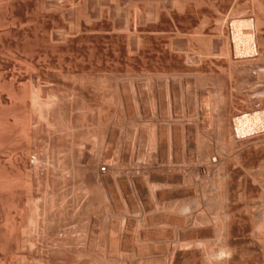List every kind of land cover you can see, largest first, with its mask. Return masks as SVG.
<instances>
[{"label":"bare ground","instance_id":"bare-ground-1","mask_svg":"<svg viewBox=\"0 0 264 264\" xmlns=\"http://www.w3.org/2000/svg\"><path fill=\"white\" fill-rule=\"evenodd\" d=\"M15 1H17V0H2V1H0V10L4 14V17L6 19H8L10 16L13 15L15 7L18 5L17 3L15 4ZM62 1L60 0L59 2H62ZM58 5H60V4H58ZM185 8L187 10H184V7H183V11L181 9L178 10L181 12L170 13V11H169L167 13L168 15L170 14L169 19L175 20L177 22L176 24H172L173 26L171 24H168L167 26H164L161 29L159 28V26H157L159 29L153 31L154 32L153 33V35H154L153 41L154 42H153V47H152V51H151L152 54H154V53H155V55L157 54V52H156L157 49H155V47L158 43H160L159 41H162V40L166 41V43L163 42L164 44L159 49L160 52L157 55V56H159V55L161 56L162 60L159 62H162L163 66L158 67V68L155 66V68H156L155 70L152 69L151 71H146V72H142L143 70H145V69H143L141 72H134L132 74L129 73L130 71L128 72L129 74H125V72H124V74L123 73L118 74L117 72H119V71H117L115 73H112V71H111V73H109V74L106 72L107 75H102V73H99V71H96L97 73H93V71H92V73L86 74L89 71H87V72L85 71L86 72L85 73V72H83L84 70L82 72L68 71L65 74L66 79L67 78L69 79V82L68 81H67L68 83L66 82L67 85H65V88L67 89V91H69L68 93L70 95L67 94L65 97H62L61 102L62 101H63V103H64V101L65 102H67V101L71 102L76 97L77 98L80 97L84 101L85 93H86V91L90 90V88H91V90L95 91L94 93H96V97L100 99V101L97 104L86 105L87 110L84 111L83 110L84 108H83L82 109L83 113H79L80 115H82L84 117L83 123H80L81 121L78 122L77 121L78 119L70 121L71 124H69V127H67L66 130H68V131L71 130L72 132H76L78 130V131H80V137L77 135L78 133L77 134L74 133L78 136L79 139L77 141H75L76 139L75 140L73 139L75 141V142L73 141L74 142V144L72 145L73 147L72 148L68 147V148L75 150L79 154L80 158L83 159V163H84L83 170H84L85 175L92 173V172L98 173L97 178L100 181V185H99L100 190L99 191H102V193H103L101 195L104 196V200L106 202V207H108L110 209V210L108 209L109 211H113L115 213H118L120 216V220H117L118 217L116 215L114 216V214H112V213L110 214L109 212H107L108 214H104V213L99 214L100 217H102L101 215L104 214V215H108L106 217H109V215H110L109 219L111 218V215L117 218L116 220H113V221L112 220L109 221V219H108V221L111 222L110 223L111 232L114 231L116 234L115 235L116 237L113 238L111 236L113 239H110V238L109 239L111 240V244L117 248L116 250H118V251H119V249L120 250L121 249L122 250H129V251L131 250V254L133 252L132 255L135 256V254L137 253V255L139 257H141L139 260H142L144 258L142 256H145V255H147V256L149 255V260H152L153 256H156V255H157V257L160 256V258L163 257L164 261L160 262L159 264H239L240 263L239 261H242L241 263L244 264L245 261L243 262V260H244V257L246 256V254H248V256L250 254L254 255V256H252V257H254V259L252 258L253 259L252 263L256 262V264H264V246L261 247L259 245L262 242H264V231H263L264 230V219H263L264 213L261 212V211H263L264 208H262V210H259L261 213H263V216L260 217L258 215L259 212L256 213V211H258V209L262 207L261 203L264 199L262 201H260L261 203L257 200L259 202V204L261 205V207L258 208L256 206L257 209L255 208L256 209L255 210L254 207L257 204L255 199H258V198H255L253 196L254 194H255V196H257L256 192H261V193L264 192V173L263 174L258 173V172L253 173V172H255L254 171L255 168H257V166L255 167V163H257V162L256 161H255V163L252 162V160L257 158L260 160V162H261L260 164H263L264 163V152H262L263 150H261L260 153H258L260 150L257 153H255V151H256L255 150L254 154H253V152H250V154L252 153L253 155L251 154L252 157L251 156L250 157L252 159L249 157V159H251V160H250V162H248L247 161L248 156H246L247 154H242L239 150L237 151V149L239 147H241V146L244 147L242 144H244V143L247 144V142H250L253 140L255 141V139L253 138V134H252V137H249V135L251 133H253L255 131L264 130V124H263L264 103L262 105L260 104V106H257L256 104H253V103L252 104L248 103L249 105L247 106V102H246L245 103L246 106H243L244 104L241 105V103H239V105H238L237 104L238 102H237L234 105H232L230 103L232 105V106H230V104H227V101H226V103H224L225 100L222 99L223 102H221V100H220L221 103H218V102L216 104L213 103V105H214V106H212L213 109H210V108H208V99H206L207 98L206 97L207 92L205 90L208 89V88H206L207 86L205 87L206 89L204 90V89L200 88L201 84L200 85L197 84L199 86V87L197 86V89H195L193 92L189 91L191 88H193L190 85L192 82L190 83V81L188 80L189 73H190L189 76H192L194 74H197V72L199 73V71H201L202 68L194 71L193 70L194 64H191V66H190L192 71H183V70H179L177 68V66L173 67L170 59L174 58L176 56V54H180L181 52H180V50H176L175 48H173L171 40L178 38V37H181V38H185V37L187 38L188 37L189 39H191V37L196 38V37H198L197 33H199V35H201V36L202 35L205 36L206 34L211 33V30L208 32L205 30L200 31V29L198 27H196V30L199 29V30H197L199 32L196 31L191 35H188V34L186 35L185 30L183 29L184 27L181 28L182 26L179 25L180 22L188 23L190 21L188 14L190 13L191 10L189 8H187V6H185ZM52 10H53V8H52ZM172 11L174 12V9ZM135 12H136V8H135ZM3 14L1 15L2 19L4 18ZM155 14H156L155 17L158 16L157 18H159V15H157L158 12H155ZM168 15H167V18H168ZM233 15L234 14H232V16ZM164 16L165 15H163L164 19H162V20L167 19V18H165L166 16L165 17ZM223 18L226 19L225 15ZM234 18H237V15ZM234 18L232 17L231 18L232 20H225L227 26H225V28L222 30V32L227 31V36H223L222 33L220 35H217V36L224 38L228 43H230L236 47L235 50H233L230 53V56L227 57L228 62L232 61V62H235V64H237V63L244 64V65L246 64V66L241 65L243 68L247 67V64L254 66L255 68L258 67L261 69V72H260L261 76L260 77L264 80V62H261L262 59H264V33L262 31L260 32L259 31L260 28H258L256 26L252 32L254 35L251 37H245L243 32L249 33L248 26L246 24L247 20L238 19V18H237L238 20H236ZM6 19H4V20H6ZM147 19H148V17H147ZM175 21L171 22V23H175ZM86 25H87V23H86ZM161 26H163V25H161ZM216 26H214V28L213 29L211 28V29L215 30ZM78 28H79V26H78ZM173 30H174L175 34H173ZM207 30H209V29H207ZM113 32H116V31L113 30ZM212 33H213V31H212ZM159 34L162 35L161 38H158V37H160ZM223 34H226V33H223ZM206 39H208V38H206ZM191 40L193 41L194 39H191ZM155 42H157L156 45H155ZM55 44H56V42H55ZM161 44H159V47ZM257 44L260 45L259 48H262L260 53L258 52V50H260V49L257 50V46H258ZM46 49H44L45 52H46ZM137 49H139V48L137 47ZM135 51H139V50H135ZM178 51L180 53H178ZM151 56H154V55H151ZM154 60H156V59H154ZM157 60H159V59H157ZM157 60H156V62L158 64ZM136 61H135V64H138L139 61H138V63ZM153 64H155V63L153 62ZM157 64H155V65H157ZM221 67L222 66H220V68ZM203 70L205 71V69H203ZM187 72H188V75L187 74L185 75L184 73H187ZM211 72L213 73V71H211ZM211 72L207 71V73H211ZM234 72H235V70L232 72V74H231V72H229L230 74L227 76L230 77V76L234 75L233 74ZM106 73L104 72V74H106ZM200 73H202V71ZM207 73H205V74H207ZM235 73H236V75H237V73L240 74L239 72H235ZM202 74H204V72ZM255 74H257V73H255ZM12 75H14L13 77L17 81L22 82V84L27 83L26 85H28V82L31 83L34 79L31 75H27V74H25V75H22V74L19 75L18 74V76H15L16 74H12ZM12 75H11V77H12ZM212 75H214V76L215 75H217V76L222 75L223 79L228 78L225 76V72H223V73L221 72V73H219V75L215 72V74L213 73ZM35 76H37V75H35ZM63 76L64 75H62V77ZM194 76H196V75H194ZM194 76H192V77H194ZM211 76L209 74L208 78L211 79V81H213L212 80L213 77H211ZM217 76H216V79H217ZM11 77H9L10 80L12 79ZM102 77H104L103 79H105V80H103ZM192 77H191V79H192ZM197 77L199 78V76H196L195 79ZM238 77H239V75H238ZM45 78H46V76H45ZM204 78L206 79L205 76H204ZM242 78H243V74H242ZM38 79H40V77ZM38 79H37V81H38ZM213 79H215V77ZM225 79H224V81H225ZM235 79H237V78H235ZM16 80H15V82H16ZM91 80L94 83V85L92 83H90ZM199 80L200 79H198V81ZM207 80L206 81L204 80V82L209 81V80L208 81ZM227 80L232 81V79H230V78ZM257 81L259 82V79ZM12 82H14V81H12ZM204 82L202 83L203 87H204V85H203ZM260 82H261V80H260ZM17 83H19V82H17ZM42 83H44V82H42ZM197 83H200V82H197ZM7 84H9V85H7ZM7 84H6V88H7V86H10L13 83L7 82ZM90 84H92L93 86ZM210 84H211V82H210ZM19 85H21V83ZM26 85L25 86L23 85V88L21 85L22 90L19 93H17L19 90L18 91L16 89H15V91L12 90L13 87L16 86V84H15V86L11 85V87L13 86L12 89H9V87L6 89L10 92V93L7 92V96H8L7 100L8 101H6V104L8 105V109L10 111V114L13 111L14 112L16 111V105L18 104V102L19 103L24 102V101L26 102L25 98L28 96V95L26 96V92L28 89ZM46 85H47V83H46ZM212 85H214V84L212 83ZM215 86H213V87H215ZM40 87H43V86H40ZM40 87H37V88L41 90ZM198 88H200V89H198ZM261 90H262V88H261ZM261 90L259 92H261ZM262 91L264 92V90H262ZM32 92H34V91L32 90ZM8 93L10 95H8ZM225 93H227V92H225ZM62 94H64V93H62ZM65 94H66V92H65ZM262 94H264V93H262ZM35 95H36V92H35ZM35 95L34 96L32 95L33 96L32 98L30 95V98H31L30 104L34 107L33 109L35 111L37 109H39L41 111V113L43 111H48L50 113L51 110L52 109L54 110V107H56L60 103V101L58 100L59 98L57 99V101H58V103H57L56 101L53 102L52 100L48 101V100H50L48 97H47L48 98L47 101H43V100H41L40 96H37V95L35 96ZM256 95L258 96L259 94H256ZM214 96L216 97L217 95L215 94ZM53 97H54V95H53ZM53 97H51V98H53ZM68 97H70V98H68ZM212 97H213V95H212ZM28 98H29V96L27 97V99ZM262 98H260V99H262ZM54 99L56 100V98H53V100ZM212 99H214V98H212ZM216 99H217V97H216ZM101 100L103 102H101ZM212 101H215V100H212ZM230 101H232V100H230ZM249 101H250V99H249ZM259 101L261 103V100H258V102ZM254 103H255V101H254ZM256 103H257V100H256ZM67 104H69V103L67 102ZM23 105H24V103H23ZM77 109H78V107H77ZM119 110H120V112H118ZM14 112L12 113V116H13ZM30 113H31V111H30ZM45 113H47V112H45ZM45 113H43V114H45ZM76 113H78V112H76ZM117 113H119V116ZM39 114H40V112H39ZM43 114L42 115L40 114V116L43 117L44 116ZM52 114L53 113L51 112V115ZM65 114L68 115L67 112ZM45 116L43 117L44 119H45ZM17 117L18 116L16 114V117L14 116V118L18 119ZM51 117H53V116H51ZM77 117L80 118V116H77ZM30 119H31V117H30ZM30 119L26 118L27 121ZM63 119H64V117H63ZM81 119H82V117H81ZM19 120H16L14 123H16ZM45 120L48 121V118H46ZM67 120H68V118H67ZM27 121L24 120L23 122H27ZM59 121H61V119ZM30 122L32 123V120H30ZM30 122L28 121L29 124H26L25 126H24V124H22V126H24V127L23 128L21 127L22 130H21V128H20V130L22 132L21 135H23V137L27 140L28 143L29 142L34 143V139L36 137L35 136L36 130H35V125H34V127L32 126V124L34 122L32 124ZM38 122H37V124H38ZM42 122H44V120ZM18 123L20 124V122H18ZM12 125H10V126L12 127ZM49 125H51V124H49ZM57 125H58V123H57ZM47 126L48 125H46V127ZM61 126L62 125H60V127ZM63 126H66V125L64 124ZM9 127H8V131L6 130L8 135H9V131L12 129L11 127H10L11 128L10 129ZM17 127H14L12 129V131H10L13 133V134L11 133L12 135H15L18 133L19 130L17 129ZM50 127L51 126H49V128ZM53 127H52V129H53ZM63 130H65V129H63ZM0 131L3 132L2 128ZM59 132L61 133L62 131L60 130ZM63 132L66 133V131H63ZM198 132L199 133L200 132L205 133V134H203L204 136L210 135V136H208V137H210V140H207L208 141L207 147L210 144L209 141H212L213 143L211 142L212 144H210L212 146H209L212 148L208 147V150L201 148V145L204 144L203 147L206 145L205 144L206 140L204 138H207V136L201 138V140L204 139V143L202 142L203 140L201 141L198 138L197 140L201 141L203 144L199 143L198 141L195 140L196 133L198 135ZM56 133H57V130H56ZM259 133H262V132H259ZM259 133H258V135H255V133H254V135L259 137V135H261ZM200 134L202 135V133H200ZM0 135H1V132H0ZM56 135H58V133ZM60 135H62V134H59L58 136H60ZM69 135H70L69 138H71V135L73 136V134H69ZM15 136H14V138H15ZM9 137H11V135ZM260 138H264V137H259L258 139H256L257 140L256 142H259L261 144V142L262 143L264 142V139H262L263 141H261ZM58 139H59V137H58ZM64 139H66V138H63V140ZM259 139L261 142L258 141ZM66 140H68V138ZM254 141H253V143H255ZM253 143H252V145H254ZM259 143H256V144L259 145ZM68 144L66 142V145H68ZM71 144H72V142H71ZM71 144H69V145H71ZM246 146L249 147V145H246ZM207 147L205 146V148H207ZM262 149H264V148H262ZM35 151H36V149H35ZM31 152H32V149L30 147H28L27 151L25 152V156L23 158L14 159L12 157V154L8 155V160H7L8 167H6L4 170V178L2 180L3 181L2 184L4 183L3 187L6 188V190H7L6 191V194H7L6 195L7 196V200H6L7 203L6 204H7V206L9 205V209L13 210V212H16L19 208H21V202H22L21 200L22 199L19 197H23V196L18 197V195H19L18 193L22 192L21 187H23L22 185L24 183L23 175L21 176V172H23L22 170L33 169L32 168L33 165L36 166L35 163H33V165L31 164L33 161L30 162L28 160ZM70 153L73 154L72 151ZM67 155H68V153H67ZM67 155L65 154V156H67ZM248 155H249V153H248ZM47 158L48 157H46V159ZM57 158H59V157H57ZM33 159H34V157H33ZM62 159H64V158H62ZM67 159H69V158H67ZM34 160L37 161V160H40V158H37V160L36 159H34ZM58 162H60V160ZM62 163L64 164V162H62ZM62 163H61V165L63 166ZM57 164L59 165V163H57ZM37 165H38V163H37ZM43 165H44V163H43ZM49 165L51 166V164H49ZM39 166L41 167V163ZM261 166L263 167V165H260L259 166L260 168L258 167L256 170L262 171L263 168ZM103 168L105 170L104 172L102 171ZM40 170H42V169H40ZM60 170H61V168H60ZM62 171H63V169H62ZM48 172H47V174H48ZM52 172H54V171H52ZM30 173H32V172H30ZM65 173L67 174L66 170H65ZM65 173H63V174L61 173V175H64ZM66 174H65V176H67ZM210 175L214 176V179H215L214 183L216 182L217 186H218L217 187L218 190H217L216 186L214 187V189L216 190L214 193H217V196L214 194V196H215L214 199H217V197H218L219 199H217V201L221 200L223 203L221 201H219V202H221L222 204H225L224 206H226L225 208H221V210L224 209L222 213L220 212L221 210L217 211L216 210L217 208L215 209V211H217L216 212L217 215H218V213L222 214L221 217H219V215H218V217L220 219L217 217L216 214H214L213 216L216 215L217 218L216 217L212 218V215L209 212V211L212 212V210H211L212 208L214 210L215 204H213V203L214 202L216 203L217 201H215L213 199L211 201L210 200L211 196H209L207 198L206 197L207 195H206V196H203L204 202H201V200L199 198L200 192L198 193V188H197L199 186L195 185L196 183H194V180H195V182H198L197 180H199V179L200 180L203 179V181H204V178L206 176H207L206 178H208V176L212 178V176H210ZM26 176H28V175H26ZM58 179H59V177H58ZM205 180H207V179H205ZM211 180L213 181V178ZM206 182L207 181H205V183ZM201 184H202V182L200 183V185ZM206 184L208 185L209 183H206ZM27 185H29V183ZM207 185L205 186V184H204L202 187L205 186L204 188L208 189ZM210 185H208V186H210ZM212 185L210 187L211 189H213ZM81 186H83V184ZM73 187H75V186L73 185ZM95 188H97V185ZM199 188H201V186ZM56 189H58V188H56ZM78 189H79V187H78ZM205 189L203 191L207 192ZM84 190H88V188L84 189ZM64 191H65V189H64ZM45 192H46V190H45ZM80 192H83V190H81ZM87 192H89V191H87ZM90 192H92V191L90 190ZM204 192L201 191V194L203 195ZM210 192L213 193V190L211 191L209 189V193ZM29 193H30V191H29ZM84 193H85V191H84ZM20 195H22V194H20ZM262 195H263V193H262ZM29 196H31V195H29ZM80 196L81 195L79 194V197ZM83 196H84V194H83ZM93 196H94V194H93ZM237 196L238 197L241 196L242 199L244 197H246L248 199L250 198V201L248 203L245 202L246 203L245 204L246 217L247 216H253V217L257 216L258 219L262 218L261 220H263V222L261 220H259L260 222H258V219H255L252 217V219H254L258 222V224L256 222L257 225H255L254 224L255 221L251 219L252 220L251 224L254 221L253 224L256 226V227L254 226L256 228V230H255L256 232L254 231L256 233V235H254L255 234L254 232H252V234L254 233L253 235L256 236L255 238H257V241L259 243L257 241H254L256 239H254L253 236L248 235L249 233H251L250 232L251 230L249 232L245 231L246 233L248 232L247 237L250 236V238L254 239V240L251 239L252 240L251 242H253V241L255 243L257 242L258 245L260 246V247H257L258 245L255 244L256 249L254 250V248H252L253 246L250 247V244H254V243H250V240L246 237L250 243L248 247H250V249H252L253 251L249 250V248H248L249 252H247L248 250L245 252H243L244 250H242V249H241L242 251L237 250V245H238L237 241L240 238L237 237L238 239H237V241H235L236 240L235 239L236 231H238V229L240 231L241 229L240 228L237 229L236 227H238V225H240V224L243 227V225H242V223H243L244 225H246L245 227L247 228V226L249 227V225H247V222H248V224L250 223V221H243L242 219L241 220L243 222L239 219L240 224H238L239 222L238 223L235 222V220L237 219L236 218L237 216L241 217L243 214L245 215V212L243 214L241 213V212H243L241 210L244 209V205H243V209H241V210L239 209L241 205L239 206V208L237 207L238 205L235 206V204H237L239 202V200L237 199L238 198ZM212 197H213V194H212ZM235 197H237L236 198L237 201H235L236 200ZM252 197L255 199H252ZM257 197H259L260 200L263 198L262 196L260 197V195H258ZM57 198H58V196H57ZM84 198H88V199L90 198V196L88 197V193H87L86 197L84 196ZM91 198H92V196H91ZM205 198L207 200H210V201H206V203L212 202L213 207L211 209L209 208V211L206 208L207 211L209 212L208 214L211 216H208L207 212H206V215L205 214L202 215L203 213H205V211L203 212V210H202L204 206L202 208H200V207H201V204L205 203V200H206ZM242 199L240 201H242ZM248 199H246V200H248ZM73 200H74V198H73ZM84 200L82 201V203L84 202ZM98 200H100V199H98ZM74 201H73V203H74ZM234 201L237 203H234ZM243 201H244V199H243ZM64 202H66V200ZM93 202H94V200L92 198V203ZM55 203H56V201H55ZM60 203H63V202H60ZM209 204L210 203H208L207 205H209ZM33 205H35V204H33ZM216 205H218V204H216ZM39 207L38 206L34 207V208H36L35 209L36 212L35 211L34 212L37 215V217H36L37 218V225H39L38 222L40 220L39 217L41 215L44 218L47 215L49 209L52 210V212H53L52 206L43 207L41 205L42 209H39ZM46 207H52V208L47 209ZM221 207H223V206H221ZM29 208H30V205H29ZM10 210H9V212L12 214V211H10ZM28 210H30V209H28ZM78 211H79V209H78ZM201 211H202V213L200 214ZM21 212L23 213V211H21ZM34 212H32V214ZM74 212L75 211H73V215H74ZM261 213H259V214H261ZM11 214L10 215L8 214V216H9L8 218L10 219V221L7 219L10 223L9 224V226L11 227L10 229L12 231L13 230L18 231V230H20V225L22 223L17 224L18 221H16L15 217L12 216ZM99 216L98 215L97 216L90 215L88 217V220H86V221H88L87 226L89 225L88 226L89 228L86 227V229H91L90 230L91 238L88 237L89 241L87 240L88 243L85 244L86 247L87 246H89V247H95L96 246L97 247V245H98L97 241L98 242L100 241L99 239L97 240V238H95V236H94V234H97L99 232L98 230H101L100 228H102L101 227L102 225L100 224L101 218H98ZM28 217H29V214H28ZM246 217H243V219H245ZM31 218H32V216H31ZM73 218H74V216H73ZM249 218H251V217H249ZM32 219H34V218H32ZM103 220H104V222L102 221V224L106 226V223H105L106 219H103ZM44 221H45V219H44ZM63 221H65V220H63ZM32 222H34V221L32 220ZM236 224H238V225H236ZM29 225H32L31 222ZM43 225H44V223H43ZM85 225H86V223H85ZM107 225H108L107 227H109V224H107ZM98 226L100 228H98ZM27 227L30 228V226H27ZM107 227H105V228H107ZM250 227H251V225H250ZM250 227H249V229H251ZM32 228H33V226H32ZM46 228H48V227H46ZM103 228H102V230H103ZM105 228H104V231L106 232V230L108 228L107 229H105ZM252 230H254V229H252ZM33 231H34V229H33ZM74 231L75 230H73L72 232H74ZM87 231L88 230H86V232ZM104 231H100V232L102 233ZM108 231L110 232V230H107V232ZM243 231H244V227H243ZM21 232H23V231H21ZM24 232L27 233L26 231H24ZM65 232H67V231H65ZM83 232H85V231H83ZM107 232L102 233V234L110 235ZM238 232H237V234H238ZM13 233H14V231L11 232L10 235ZM32 233L33 232H31V234ZM240 233L241 232H239V234ZM5 234H6V232H5ZM36 234H37V232H36ZM88 234H90V233L88 232ZM242 234L243 233H241L240 235H242ZM15 235H16V233H15ZM24 235L25 234H23V236ZM108 235H107V237H108ZM240 235H237V236H240ZM244 236H245V234H244ZM4 237H5V235H4ZM7 237H6V240L8 242L9 238H7ZM31 237H29V238H31ZM96 237H97V235H96ZM243 237H241V238H243ZM10 238L12 239L13 235ZM20 238H22V237H20ZM20 238H18V239L20 240ZM24 238L25 237H23L22 240H20L22 242V245H20L21 247L25 245L26 239H24ZM26 238H28V237H26ZM42 239H44V238H42ZM15 240H17V239H15ZM27 240H29V239H27ZM107 240L108 239H106L104 241L106 242ZM244 240H246V239L244 238L243 241L240 242V244L241 243L246 244V243H244L245 242ZM20 241H18V242L20 243ZM87 241H85V242H87ZM260 241H262V242H260ZM10 242H12V241L10 240ZM32 242H33V240H32ZM32 242L30 240L29 243H32ZM57 242L58 243H56V242L55 243L60 244L59 241H57ZM246 242H247V240H246ZM14 243L18 245V243H16L15 241H14ZM26 243H28V241ZM52 243H54V242H52ZM27 245H25V246H27ZM29 245L28 246L30 248L31 244H29ZM112 245H110V248L111 247L114 248ZM217 245H219V246L214 247ZM262 245H264V243ZM11 246H12V244H11ZM33 246H34V243H33ZM22 248L24 249V247H22ZM98 248H100V247H98ZM108 248H109V246H108ZM240 248L241 247H239V250H240ZM243 248H244V246H243ZM31 249H33V248L31 247ZM25 250H26V248H25ZM118 251H116V252L118 253ZM237 251L240 253V255L237 254L238 253ZM134 252H136V253L134 254ZM124 253H121L120 256L123 254L126 257L127 255H125ZM127 253H129V252H127ZM116 255H118V254H116ZM132 255H130V257H128L129 256L128 255L127 258L130 260ZM22 257L24 258L26 256H22ZM123 257H120V259ZM17 258L19 259L20 257L17 256ZM250 258L248 257V259H250ZM123 259H125V258H123ZM155 259H157V258H155ZM125 260H127V259H125ZM135 260H136V257L134 258V261ZM245 260H246V258H245ZM253 261H255V262H253ZM138 262H136V263L128 262L127 264H137ZM145 262H147V261H145ZM122 263H123V261H122ZM145 264H153V263L148 261Z\"/></svg>","mask_w":264,"mask_h":264},{"label":"rangeland","instance_id":"rangeland-1","mask_svg":"<svg viewBox=\"0 0 264 264\" xmlns=\"http://www.w3.org/2000/svg\"><path fill=\"white\" fill-rule=\"evenodd\" d=\"M0 1H2V0H0ZM59 1L60 0H51V1L50 0H17V1H15V4L17 3L18 5L15 7L13 15L10 16L8 19H6L4 17V14L0 10V116H1L0 117V130H1V128L3 130V132L0 131L1 132V135H0V264H22V263L23 264H30V263L36 264L37 262H38L37 264H43V263L44 264H89V263L90 264H96V263L97 264H108V263L113 264L114 262H115L114 264H120V263L121 264H123V263L127 264L128 262L136 263L138 261H139L138 262L139 264H145L148 261L152 262L153 264H155V263L159 264L160 262L164 261L163 257L160 258V256H158L159 257L158 258L156 255V256H153L152 260H149V255L148 256L145 255V256H142V257H144L142 260H139L141 257H139L136 252H134V254L136 253L135 256L132 255L133 252L131 254V250L129 251V250H122V249L120 250L119 249V251H120L119 252L118 250H116L117 248L111 244L110 239H113L114 237H116L115 236L116 234L113 230H112L113 232H111V227H110L111 222H109V221L116 220L117 218L114 217L115 215L118 217L117 220H120V216L118 213H115L113 211H109L110 209L108 207H106V202L104 200V196L101 195L103 193H102V191H99L100 190V186H99L100 181L97 178L98 173L92 172V173L85 175L84 170H83V167H84L83 159L80 158L79 154L75 150L70 149L73 147L72 145L74 144V142L79 139L78 136L80 137V131L77 130L76 132H72L70 130L71 131L70 132V131L66 130L67 127H69V124H71L70 123L71 120H77L78 119L77 120L78 122L81 121L80 123H83L84 117L82 115H80L79 113H83L82 112L83 108H84L83 109L84 111L87 110L86 105L97 104L100 101V99L96 97V93H94L95 91L91 90V88H90V90L86 91V93H85L84 101L80 97L79 98L76 97L77 98V99L75 98L76 100L74 99L71 102L67 101L69 104H67V102H65V101H64V103H63V101L61 102L62 97H65L67 94L70 95L68 93L69 91H67V89L65 88V85H67L66 82L67 81L69 82V79L68 78L66 79L65 74L68 71L82 72L83 70H84L83 72L89 71L88 73L85 72L86 74L92 73V71H93V73H97L96 71H99V73H102V75H107V73L109 74V73H111V71H112V73L119 71V72H117L118 74H121V73L124 74V72H125V74H129V73L132 74L134 72H141L143 69H145V70H143L142 72H146V71H151L152 69L155 70L156 69L155 66L157 68L163 66V63L159 62L162 60L161 56L160 55L157 56V55L160 52L159 49L162 47V45L164 43H166V41H163V40L159 41L160 43H158V44H157V42H155V45L157 44L155 47V49H157V51H156L157 54L156 55H155V53L152 54L151 51H152L153 42H154L153 41L154 40V35H153L154 32L153 31L158 30L159 28L161 29L164 26H167L168 24H171V25L176 24L177 22L175 20L169 19L170 14L168 15L167 13L169 11H170V13L181 12L178 10L181 9L183 11V7H184V10H187L185 8V6H187V8H189L191 10L190 13L188 14V17L190 19V21L188 22L189 24L185 23V22L179 23V25L182 26L181 28L184 27L183 29L185 30V34L191 35L199 29H200V31L205 30L207 32L211 30V33H208L205 36L204 35L201 36V35H199V33H197V36H198V37H196L197 39L195 37L194 38L191 37V39H194L193 41L191 39H189L188 37L187 38L186 37L185 38L178 37V38H175L176 40L175 39L171 40L173 48H175L176 50H180V52H181L180 53L178 51V53H180V54H176V56L174 58L170 59L173 67L177 66V68L179 70H183V71H192L190 66H191V64H194V69H193L194 71L202 68L201 71H202V73L204 72V74L200 73L201 71H199V73L197 72V74H194L196 76H199V78L197 77L196 79H195L196 76L191 74L192 76H194V77H192V76H189L190 73H189V75H188V72L184 73L185 75L186 74L188 75V80L190 81V83L192 82L190 85L194 88V89L189 88L190 89L189 91L193 92L195 89H197V86L200 84H201L200 85L201 89L205 90L206 88H208L205 91L207 92V96H206L207 98L206 99H208V108H210V109H213V107H212V106H214L213 103H215V104L217 102L221 103V102H223V100H225L224 103H226V101H227V104L231 103L232 105H234L238 102L237 103L238 105H239V103H241V105L244 104L243 106H246L245 103L247 102V106L250 103L251 104L253 103V104H256L257 106H260V104L262 105L264 103V101H263L264 100V94H262V93H264L262 91V90H264V88H263L264 87V82H263L264 80L260 77L261 76L260 75L261 69L258 67L255 68L254 66H251L248 64H247V67L243 68L242 66L244 64H239V63L235 64V62H232V61L228 62L227 57L230 56V53L233 50H235L236 47L234 45L228 43L224 38L217 36V35H220L222 33L223 36H227V31L222 32V30L225 28V26H227L225 20H232L231 18L236 17V15H237L238 19L247 20L246 24L248 26L249 33L243 32L245 37L253 36L254 34L252 32L256 26L261 29V30L259 29L260 32L262 31L264 33V30H263L264 29V0H236V1L235 0H149V1L148 0H63V1L61 0L62 2H59ZM58 4H60V5H58ZM134 7L136 8V12H135ZM52 8H53V10H52ZM173 9H174V12L172 11ZM155 12H158L157 15H159V18H157L158 16L155 17L156 16ZM2 14L4 17L3 19L1 17ZM166 14L168 15V18H167ZM232 14H234L235 16L234 15L232 16ZM163 15L166 16V17L165 16L164 17L167 18L166 19L167 21L162 20V19H164ZM224 15H225L226 19L223 18ZM147 17H148V19H147ZM237 18H234V19L238 20ZM4 19H6V20H4ZM174 21H175V23H171ZM86 23H87V25H86ZM161 25H163V26H161ZM78 26H79V28H78ZM157 26H159V28ZM214 26H216L215 30H212L214 28ZM196 27H198L199 29L196 30ZM207 29H209V30H207ZM113 30L116 32H113ZM212 31H213V33H212ZM197 32H199V31H197ZM223 33H226V34H223ZM173 34H175L174 30H173ZM159 36L160 37H158V38H161L162 35L159 34ZM206 38H208V39H206ZM55 42H56V44H55ZM159 44H161L160 47H159ZM137 47L139 49H137ZM259 47H260V45L257 46V50L260 49V50H258V52L260 53L262 48H259ZM44 49H46V52ZM135 50H139V51H135ZM151 55H154V56H151ZM154 59H156V60L159 59V60H157L158 64H157L156 60H154ZM135 61L137 63L139 61V63L135 64ZM153 62L157 65L153 64ZM261 62H264V59H262ZM220 66H222L221 67L222 69L220 68ZM244 66H246V64ZM203 69H205V71ZM234 70H235V72H239L240 74L237 73V75H236V73L234 72L233 73L234 75H232L230 77L227 76L230 74L229 72H231V74H232V72ZM207 71L208 72L213 71L214 74L216 72L218 75L221 72L222 73L225 72V76L228 78H226V79L224 78L225 79V81H224L222 75H220V76L215 75L214 76V75H212L213 74L212 72L207 73ZM104 72L105 73L107 72V73L104 74ZM205 73H207V74H205ZM241 73L243 74V78H242ZM255 73H257V74H255ZM12 74H16L15 76H18V74L19 75L27 74V75H31L34 79L31 83L28 82V85H26L27 83L22 84V82L17 81L13 77L14 75H12ZM209 74H210V76L212 75L211 77H213V78L215 77V79L212 78L213 81H211V79L208 78ZM11 75H12V77H11ZM35 75H37V76H35ZM62 75H64L65 77L64 76L62 77ZM238 75L241 79L238 77ZM45 76H46V78H45ZM204 76L206 77V79L204 78ZM216 76H217V79H216ZM233 76L237 79H235ZM9 77H11L12 79L10 80ZM39 77H40V79H38ZM191 77H192V79H191ZM103 78L104 77H102V79ZM229 78L232 79V81L227 80ZM37 79L39 82L37 81ZM198 79H200V80L198 81ZM207 79L211 82V84ZM258 79H259V82L257 81ZM15 80H16V82H15ZM103 80H105V79H103ZM204 80L205 81L207 80L208 82H204ZM260 80H261V82H260ZM12 81H14V82H12ZM202 81L204 82V84H203L204 87L202 86V83H203ZM7 82L13 83V84H11L13 86H15V84H16L15 87L12 86L13 89H12L11 85L7 86V88L9 87V89H12L13 91H15V89L17 91L19 90L17 93H19L22 90L23 85L24 86L26 85L28 88L27 92H26V96L28 95L29 98L27 99L28 96L25 98L27 103L25 101L20 102V103L17 101L18 104L17 103L16 104L18 106L16 105V111L15 112L13 111L15 115L13 114V116H12L13 112L11 111L12 113L10 114V111L8 109V105L6 104V101H8L7 100L8 99L7 98L8 97L7 92H9L8 90H6L7 89L6 88ZM17 82H19V83H17ZM42 82H44L45 84ZM197 82H200V83H197ZM20 83L22 85V88H21V85H19ZM46 83L48 86L46 85ZM90 83H92L94 85L92 80ZM212 83L214 85H212ZM92 84H90V85H92ZM7 85H9V84H7ZM258 85L259 86L261 85V86L259 87ZM40 86H43V87H40ZM213 86H215V87H213ZM37 87H40L41 90L38 89ZM200 88H198V89H200ZM261 88H262V90H261ZM259 89L261 90V92H259L260 91ZM32 90L34 92H32ZM35 92H36V95L40 96L41 100H43V101H47V99L49 98L50 100H48V101L52 100L53 102L56 101L58 103L57 99L59 98L58 100L60 101L61 104L59 103L57 106L55 105L56 107H54V110L53 109L51 110V112L54 115L53 114L51 115V112L49 113L48 111H43L41 113V111L39 109L36 110L37 112L39 111L41 115L43 113L47 112L43 115L44 116L46 115L45 119L48 118L49 122L43 118L44 116L43 117L40 116L39 112L37 113L33 109L34 107L30 104V100L35 95ZM65 92H66V94H65ZM225 92H227V93H225ZM9 93H8V95H10ZM62 93H64V94H62ZM215 94L217 95L216 96L217 99L214 96ZM256 94H259V95L257 96ZM30 95H31V98H30ZM49 95L51 97H53V95H54L53 98H56V100L55 99L53 100V98H51ZM212 95H213V97H212ZM68 98H70V97H68ZM212 98H214V99H212ZM260 98H262V99H260ZM211 99L215 100V101H212ZM249 99H250V101H249ZM220 100H221V102H220ZM230 100H232L233 102ZM256 100H257V103H256ZM258 100H261V103H260V101L258 102ZM254 101H255V103H254ZM101 102H103V101L101 100ZM23 103H24V105H23ZM231 104H230V106H232ZM77 107H78V109H77ZM30 111H31V113H30ZM66 112L68 115L65 114ZM76 112H78V113H76ZM118 112H120V110ZM16 114L18 116L17 117L18 119L14 118V116L16 117ZM117 114L119 116V113H117ZM51 116H53V117H51ZM77 116H80V118H78ZM30 117H31V119H30ZM63 117H64V119H63ZM81 117L83 120L81 119ZM263 117H264V115H263ZM26 118L27 119L29 118L30 120H32V123L34 122L32 124L30 122V120H28L32 124L33 127L35 125V130H36L35 136L36 137L34 139V143L33 142L28 143L27 140L23 137V135H21L22 134V132H21L22 128L26 124H29L28 121L26 120ZM67 118H68V120H67ZM15 119L16 120L20 119L19 121L16 122L17 124L14 123L16 121ZM42 119L44 120V122H42L43 121ZM60 119L62 122L59 121ZM24 120L27 122H23ZM18 122H20V124ZM37 122H38V124H37ZM57 123H58V125H57ZM22 124H24V126H22ZM49 124H51V125H49ZM59 124L62 126L60 127ZM64 124L66 126H63ZM263 124H264V120H263ZM10 125H12V127ZM46 125H48L47 126L48 128L46 127ZM9 126L12 129L14 127H17V126L19 127V128L17 127V129L19 131H18V133L16 132L17 133V134H15L16 136L12 135L13 133L10 132V131H12V129ZM49 126H51V127L49 128ZM8 127L11 129L9 131V135L6 132V130L8 131ZM52 127H53V129H52ZM20 128H21V130H20ZM62 128L65 130H63ZM56 130H57L58 135L59 134L63 135L65 133L63 131H66L67 134L65 133L63 136L62 135L58 136V135H56L57 134ZM60 130L62 131L61 133L59 132ZM263 131L264 130L255 131L249 135V137H252V134H253V138L255 139V141L254 140L253 141L255 143H253V141H250V142H247V144L246 143L242 144L244 147L241 146L237 149V151L239 150L242 154H247L246 156H248L247 157L248 162H250V160L252 159L251 158L252 153L250 154V152H253V154H254L255 150H256L255 153H257L259 150L260 151L258 153H260L261 150H263L262 152H264V149H262V148H264V144H263L264 142L263 143L261 142V141H263L262 139H264V138H260L261 141H260V139L258 140L261 142V144L259 142H256L257 141L256 139H258L259 137H264ZM259 132H262V133H259ZM74 133H76V134L78 133L77 134L78 136ZM200 133H202V135L205 134L203 132H200ZM200 133L198 132V135L200 137L196 133V138H195L196 141H198L197 140L198 138L201 140V138L207 136V135L202 136ZM254 133H255V135H258V133L261 135H259V137H258V136H255ZM69 134H73V136L71 135V138H69L70 137ZM10 135H11V137H9ZM14 136H15V138H14ZM208 136H210V135H208ZM208 136H207V138H204L206 141L210 140V137H208ZM58 137H59V139H58ZM63 138H66V139L68 138V140H66V139L63 140ZM73 139L74 140L76 139V140L74 141ZM204 139H202L203 141L201 140L203 143H204ZM201 141H198V142L202 143ZM206 141H205V144H206L205 146L207 147L208 141L207 142ZM66 142H67V144L68 143L71 144V142H72V144L71 145L68 144L69 145L68 146V145H66ZM209 142H210V144L213 143L212 141H209ZM251 142L254 145H252ZM256 143H259V145H257ZM210 144H209V146H212ZM245 144L249 145V147H247ZM203 145H201V148L208 150L209 146L207 148H205V146L203 147ZM28 147H30L32 149V152L30 153L29 158L28 157L27 158L30 162L33 161L31 163L32 165H33V163H35L36 166L33 165V167H32L33 169L22 170L23 172H21V176L23 175V180H24L25 184L23 183V185H22L23 187H21L22 192L18 193L19 195L17 194L18 197L23 196V197H19L22 199L21 200L22 201L21 202V208H19L16 212H13V210L9 209V205L7 206V204H6L7 203V201H6L7 200V196H6L7 190H6V188L3 187L4 183L2 184V182H3L2 180L4 178V170L6 167H8L7 160H8L9 154H12V157L14 159L23 158L25 156V152L27 151ZM68 147H70V148H68ZM209 148H212V147H209ZM35 149H36V151H35ZM71 151L73 152V154L70 153ZM67 153H68V155H67ZM248 153H249V155H248ZM65 154L67 156H65ZM32 156L34 157V159L37 160V158H40V160H37L38 161L37 162L33 159ZM46 157H48V158L46 159ZM57 157H59V158H57ZM249 157L251 159H249ZM62 158H64V159H62ZM67 158H69V159H67ZM59 160L61 163L64 162V164L62 163L64 167L61 165L60 162H58ZM255 161L258 164L255 163ZM36 162L38 163V165ZM42 162L44 163V165ZM252 162L255 163V167L257 166V168L260 165H263V167L261 166L263 168L262 171L256 170L257 168H255V170H254L255 172H253V173L258 172V173L263 174L264 173V163L260 164L261 162L257 158L252 160ZM40 163H41V167L39 166ZM57 163H59V165ZM49 164H51V166ZM60 168H61V170H60ZM40 169H42V170H40ZM62 169H63V171H62ZM64 169L66 170L67 174L65 173ZM52 171H54V172H52ZM102 171L103 172L105 171L104 168L102 169ZM30 172H32V173H30ZM47 172H48V174H47ZM61 173L62 174L65 173L67 176H65V174L61 175ZM26 175H28V176H26ZM210 176H212L213 181L211 180L212 179L211 177L208 176V178H206L207 177L206 176L204 178V181H203V179H201L202 181L199 179L202 182L201 185H200L201 182L199 180H197L198 182H195V180H194V183H196L195 185H197L199 187L201 186V188L197 187L198 193L200 192L199 198H200L201 202H204L203 196H206V195H207L206 196L207 198L209 196H211L210 197L211 201H212V199L215 201H217V199H219L218 197H217V199H214V197H215L214 194L217 196V193H214L216 191L214 189V187L216 186V188H217L218 186H217L216 182H215L216 184L214 183V181H215L214 176L213 175H210ZM58 177H59V179H58ZM205 179H207V180H205ZM205 181H207L206 183H209L208 185H210V184L212 185L214 183L213 184L214 186L212 185L213 189H211L210 188L211 185L208 186L205 183ZM28 183H29V185H27ZM203 183L205 184V186L207 185L208 189L207 188L205 189L204 188L205 186L202 187L204 185ZM82 184H83V186H81ZM73 185L75 187H73ZM96 185H97V188H95ZM78 187H79V189H78ZM56 188H58V189H56ZM87 188H88V190H84ZM64 189H65V191H64ZM204 189L207 192H204L203 191ZM209 189L211 191L213 190V193L212 192L209 193ZM45 190H46V192H45ZM81 190H83V192H80ZM90 190L92 192H90ZM217 190H218V188H217ZM29 191H30V193H29ZM84 191L86 194L84 193ZM87 191H89V192H87ZM201 191L204 192L203 195L201 194ZM87 193H88V197L90 196L89 199L84 198V196L86 197ZM256 193H257L256 194L257 196L260 195V197L262 196L263 198L260 200V198L255 196L254 193H253L254 195L252 194L255 198H258V199H255L252 197V199H255V201L257 203L255 205L254 209L256 208V206L259 208L262 205V207L259 208L258 211H256V213L257 212H259V213L263 212L264 213V209L261 212L259 211V210H262V208H264V200H263L264 199V192H262L263 195L261 192H256ZM20 194H22V195H20ZM79 194L81 195L80 197H79ZM83 194H84V196H83ZM93 194H94V196H93ZM212 194H213V197H212ZM29 195H31V196H29ZM57 196H58V198H57ZM91 196L94 200L93 203H92ZM237 197H235V199ZM73 198L75 201L73 200ZM98 199H100V200H98ZM237 199L240 202V203L238 202L239 204L237 202H235V201H237ZM237 199L234 201V203H237V204H235V206L238 205L237 207L239 208V206L241 205L239 208L241 210V209H243V205H244V209L241 210L243 212H241V213L243 214L245 212V215L243 214L241 217L237 216L236 217L237 219L235 220V222H237V223L239 222L238 224H240V220L242 219L243 221H250L249 224L247 222V225H249V227L251 225V227H250L251 229H249V227L247 226V228L249 229L248 230L245 227L246 225H244L242 223V225L244 227V231H243V227L241 226V224L240 225L236 224V225H238V227H236V226L235 227L237 229L240 228L242 230V231L241 230L239 231V229H238V231L243 233L242 234L243 236L245 234V236L243 237L242 235H240L241 233L239 234V232L236 231V237H235L236 240L235 241H237L238 238L241 239V240L238 239V241H237V243H238L237 250L238 251L244 250L243 252H245L248 250V248H249V250H252V249H250L251 246H253L252 248H254V250H255L256 249L255 246L258 245V243H259L257 241V238H255L256 236H254V235H256V233H255L256 232L255 231L256 226L255 225H257L258 222H260L259 220H261L262 218L258 219L257 216L256 217L247 216L248 218L251 217L248 219L246 217L245 204L250 201V198L248 199V198L244 197L243 198L244 201H243L242 197L240 196ZM241 199H242V201H240ZM246 199H248V200H246ZM65 200H66V202H64ZM83 200H84V202L82 203ZM210 200L206 199L205 203H203L204 205L201 204V207L200 206L199 207L202 208L204 206L202 210H203V212L205 211V213H203L202 215H204V214L206 215V212H207L208 216L212 215V218L213 217L215 218L217 215L216 212L220 211L221 208H225L226 206H224L225 204H222L223 202L221 200H219V201H221L222 203L219 201H217L215 203L213 201L214 202L213 204H215L214 205L215 208L213 210L212 202L206 203V201H210ZM257 200L259 202L263 200L262 201L263 204L260 202L261 203V205H260ZM55 201H56V203H55ZM73 201H74V203H73ZM60 202H63V203H60ZM208 203H210V204L207 205ZM33 204H35V205H33ZM216 204H218V205H216ZM29 205H30V208H29ZM32 205L34 207L40 206L39 209H42L41 205L43 207L52 206L53 212H52V210L49 209L52 207H46L47 209H49L48 213H47L48 216L46 215L43 218V216L41 215L42 217L41 216L39 217L40 223L38 222L39 225H37V218H36L37 215L35 214L36 208H34ZM221 206H223V207H221ZM206 208L208 209V211H209V208L210 209L212 208L211 210L213 213L211 211H209L211 213V215H209L208 214L209 212L207 211ZM28 209H30V210H28ZM78 209H79V211H78ZM215 209L217 211H215ZM9 210L12 211V214L9 212ZM223 210H221L220 212L222 213ZM21 211H23V213ZM73 211H75L74 215H73ZM32 212H34V213L32 214ZM107 212H109L110 214L111 213L114 214V216L111 215V218L109 219L110 215H109V217H106L108 215H104V214H108ZM102 213H104V214L101 215L102 217H100L99 214H102ZM201 213H202V211L200 212V214ZM259 213H258V215L260 217L263 216V213H261L262 215ZM8 214L9 215L11 214L12 216L15 217L16 221H18L17 224L22 223L20 225V230L23 232L26 231L27 233H25V232L23 233L20 230H18V231L13 230L14 233L10 235V233L13 231L10 229L11 227L9 226L10 219L8 218L9 217ZM28 214H29L30 218L28 217ZM214 214H216V215L213 216ZM90 215H95V216L98 215L99 216L98 218H101L100 224L102 226L101 225L100 226L102 228L107 227L108 226L107 224H109V227H107L108 229L107 228H105V229L110 230V232L109 231L107 232V230H106V232L109 233L110 235L102 234V233H106V232L104 231V228L102 230V228H100L98 226V228H100L101 230H98L99 232L97 231L99 234L98 233L94 234L95 238H97V240L98 239L100 240L99 242L97 241V243H98L97 247L96 246L95 247H89V246L86 247V245H85L89 241L88 237L91 238V236H90L91 235V232H90L91 229H86V227L89 228L88 227L89 225L87 226L88 221H86V220H88V217ZM218 215H219V217H221L222 214L218 213ZM218 215H217V217H218ZM31 216L34 219H32ZM73 216H74V218H73ZM243 217H246L245 218L246 220L243 219ZM252 217L255 219H258V222L256 220L252 219ZM21 218L22 219L24 218V219L22 220ZM102 218L106 219L105 220L106 226L102 224V221L104 222V220ZM44 219H45V221H44ZM108 219H109V221H108ZM251 219L255 221V222L253 221L255 225L253 224V222L251 224V221H252ZM263 219H264V216H263ZM32 220L35 223L32 222ZM63 220H65V221H63ZM261 221L263 222V220H261ZM30 222L32 225H29ZM256 222H257V224H256ZM43 223H44V225H43ZM85 223H86V225H85ZM26 225L30 226V228L27 227ZM32 226H33V228H32ZM46 227H48V228H46ZM33 229H34V231H33ZM252 229H254V230H252ZM73 230H75V231L72 232ZM86 230H88V231L86 232ZM65 231H67L68 233ZM83 231H85L86 233ZM100 231H104V232L101 233ZM245 231H248V232L250 231L251 233H249L248 235L253 236L254 239H256V240L250 238V236L247 237L248 232L246 233ZM5 232H6V234H5ZM31 232H33V233L31 234ZM36 232H37V234H36ZM88 232L90 234H88ZM237 232H238V234H237ZM252 232H254L255 234L253 233L254 234L253 235ZM15 233H16V235H15ZM23 234H25V235L23 236ZM4 235H5V237H4ZM12 235H13L12 239L16 243H18V245L15 244L14 241L10 238ZM96 235H97V237H96ZM107 235H108V237H107ZM237 235H240L243 238H241L240 236H237ZM6 237L9 238L8 239L9 243L6 240ZM20 237H22V238L25 237L24 239H26L25 241L26 242L28 241V243L30 242V240H31V242L33 240L32 243H29V244H31V247L33 249H31V247L29 248L30 245L26 242H25V245L28 244L29 246L27 245L28 246L27 247L24 245V246H22V247H24V249H23L20 246V245H22V242L20 241V240H22V238H20ZM26 237H28V238H26ZM29 237H31V238H29ZM246 237L250 240V243H254V244H250L249 240ZM18 238H20V240ZM42 238H44V239H42ZM244 238L247 240V242H246V240H244L245 241L244 243H246V244L241 243L242 244L241 245L240 242H242ZM15 239H17V240H15ZM27 239H29V240H27ZM106 239H108V240L105 242L104 240H106ZM251 239L254 241H257L258 243L257 242L255 243L254 241L251 242L252 241ZM10 240L12 242H10ZM18 241H20V243ZM57 241H59L60 244H56V243H58ZM85 241H87V242H85ZM52 242H54V243L56 242L55 243L56 245ZM260 242H262V241H260ZM33 243H34V246H33ZM263 243L264 242H262L259 245L262 247V246H264V245H262ZM11 244H12V246H11ZM249 244H250V247H248ZM110 245H112L114 247V248L111 247L113 250L110 248ZM259 245L257 247H260ZM108 246H109V248H108ZM218 246L219 245L214 246V247H218ZM243 246H244V248H243ZM98 247H100L101 249ZM239 247H241L240 250H239ZM25 248H26V250H25ZM249 250L247 252H249ZM116 251H118V253ZM126 251L129 252L130 254L127 253ZM115 253L118 255H116ZM121 253H124L127 256L129 255L128 257H130V255H132L131 256L132 259L130 258V260H129L127 258V256L125 257L123 254L122 255L124 257L122 255L120 256ZM237 254L240 255L239 252ZM250 255L248 256V254H246V256L244 257V260H243V262L245 261L244 264H251L252 263V260L254 259V257H252V256H254V255H252V254H250ZM17 256H19L21 259L20 258L18 259ZM22 256H26V257L23 258ZM120 257H123L127 260H125L123 258L120 259ZM135 257H136V260H135L136 262L134 261ZM248 257L249 258L251 257V258L248 259ZM155 258H157V259H155ZM245 258L247 261L245 260ZM122 261H123V263H122ZM143 261L144 262L147 261V262L144 263ZM255 261H253V262H255ZM239 262H238L239 264H242L241 263L242 261H239ZM252 264H256V262L252 263Z\"/></svg>","mask_w":264,"mask_h":264}]
</instances>
